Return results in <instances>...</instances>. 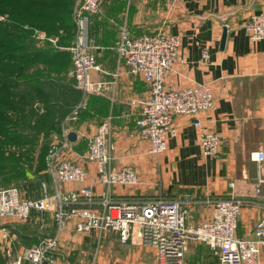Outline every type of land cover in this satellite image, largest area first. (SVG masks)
Segmentation results:
<instances>
[{
  "label": "crops",
  "instance_id": "1",
  "mask_svg": "<svg viewBox=\"0 0 264 264\" xmlns=\"http://www.w3.org/2000/svg\"><path fill=\"white\" fill-rule=\"evenodd\" d=\"M260 13L264 14V0H103L99 13L89 19L88 31L97 44L103 42L95 47V62L107 74L117 75L92 72L90 77L108 84V89L85 99L72 85L78 91L75 106L80 102L84 106L77 120L67 125L69 132L76 135L70 143L69 160L83 169L85 182L66 183L57 189L66 195L86 186L94 195L91 202L66 205L65 210L84 207L99 211L103 200L139 204L155 198L176 200L187 193L195 203L186 223L196 226L210 219L211 206L203 203L205 199L234 197L242 202L234 237L254 238V226L264 216V161L258 167L251 158L259 150L264 152V41L250 42L242 25ZM122 25L134 37L159 30L176 36L179 49L173 71L165 81L166 88L205 85L212 93L213 110L172 118L176 135L167 140L161 155L149 154L148 143L136 135L134 120L140 103L149 94L141 78L127 74L115 61L111 46ZM108 117L114 144L110 167H131L140 181L137 186L115 185L106 191L97 180L95 164L79 158L97 125ZM195 121L217 136L216 156L202 155L199 132L192 125ZM46 178L50 197L52 186ZM44 195L39 192L36 199ZM75 222L68 220L57 233L53 211H31L24 221L0 220V228L6 230L13 255L57 234L53 252L56 264H155L151 247L121 243L117 233L111 231L78 234ZM184 255L186 264H218L202 243H190ZM257 259L264 264V247Z\"/></svg>",
  "mask_w": 264,
  "mask_h": 264
},
{
  "label": "built area",
  "instance_id": "2",
  "mask_svg": "<svg viewBox=\"0 0 264 264\" xmlns=\"http://www.w3.org/2000/svg\"><path fill=\"white\" fill-rule=\"evenodd\" d=\"M103 0H74L71 18L75 38L70 47L71 67L67 76L74 81V87L85 99L87 95H102L108 84L94 81L90 74L97 72L109 76L95 62V47H90L88 39L89 19L99 13ZM250 42L264 41V14H256L242 25ZM112 50L115 61L125 68L127 74L138 76L146 84L149 97L140 103L139 113L134 120L136 135L148 143V153L161 155L167 148V140L175 137L176 129L172 118L177 115L194 116L199 112L214 109L212 93L205 85L172 90L166 88L167 76L173 71L179 49L176 36L168 35L161 30L153 34L131 36L124 25L118 28ZM40 39H46L40 34ZM55 43L54 39H47ZM206 57V55H203ZM80 102L59 123L58 130L49 136V150L44 159L45 173L54 185L50 197L46 194L42 199L28 200L22 198L18 189L0 190V219L27 220L31 211L55 213L57 233L64 224L72 219L76 222L75 232L78 234L95 231L98 234L106 231L117 233L121 243H137L143 247H151L155 256V264H186L185 252L190 243L204 244L218 264H259V251L264 247V216L255 224L253 239L234 237L242 202L234 197L226 200L210 201L204 204L211 206L210 219L196 226L186 223V218L193 209L195 201L191 195L184 193L176 200L161 198L149 199L139 204L126 202L111 203L103 200L99 211L88 208L64 211L66 205L89 203L94 193L90 187L82 186L77 191L61 194L58 186L66 183L82 185L85 182L83 169L64 157L70 149L67 140V125L77 120ZM193 127L198 129V145L205 157L217 154L218 138L201 128L198 121ZM110 118L103 119L96 132L86 144L87 151L79 157L95 164L97 180L108 191L115 185L132 187L140 184L131 167L123 166L112 169V153ZM252 160L260 166L264 161V152L259 150L251 155ZM260 183V182H259ZM259 193V189L255 190ZM2 253L6 264H56L53 252L57 247V234L40 239L35 245L23 248L18 255H13L7 244L8 239L3 230Z\"/></svg>",
  "mask_w": 264,
  "mask_h": 264
},
{
  "label": "trees",
  "instance_id": "3",
  "mask_svg": "<svg viewBox=\"0 0 264 264\" xmlns=\"http://www.w3.org/2000/svg\"><path fill=\"white\" fill-rule=\"evenodd\" d=\"M73 1L0 0V15L10 19L8 24L0 21V187L16 185L28 200L39 196L41 180L47 183L42 172L48 136L58 130L77 100L78 91L57 80L71 67L70 54L62 47H67L74 35ZM22 26L46 32L56 40V46L35 47ZM63 87L69 91L70 101L60 111L61 97L56 93ZM35 104L42 105L43 115L37 116ZM40 134L45 142H39ZM27 171L39 179L30 182ZM0 264H5L1 257Z\"/></svg>",
  "mask_w": 264,
  "mask_h": 264
},
{
  "label": "rangeland",
  "instance_id": "4",
  "mask_svg": "<svg viewBox=\"0 0 264 264\" xmlns=\"http://www.w3.org/2000/svg\"><path fill=\"white\" fill-rule=\"evenodd\" d=\"M9 17L7 16V15H5V14H1L0 15V21L1 22H3V23H9ZM22 30H24V31H26V32H28V33H30V39L33 41V43H34V45H35V47H37V48H42V47H46L47 45L48 46H51V47H55L56 46V40L54 39V38H52V37H50L46 32H43V31H41L40 29H37V28H34V27H31V26H22ZM74 31V30H73ZM40 34H44L45 35V40L44 39H40ZM48 38H51V39H54L55 40V43H51V42H49L47 39ZM74 38H75V31H74V35H73V38H72V40H71V42H70V44L67 46V47H63V49L64 48H66V49H64V50H68V52H69V54H70V64H71V53H70V47H71V45H72V43H73V41H74ZM88 39H89V41H90V44H89V46L90 47H96V46H101V45H99V43L101 44H103V42L102 41H99V43L97 44L96 42H95V40L93 39V38H91V34L90 35H88ZM107 46H110V45H106V47ZM68 71V70H67ZM70 79V78H69ZM57 80H59V83H60V85H63V84H65L67 87H71V85H73L74 84V81L72 80V81H70V80H68V76H67V72H66V75H63L62 77L61 76H59V78H57ZM77 90V89H76ZM60 92V93H59ZM56 94H60V101L61 102H59V107H60V111H63V109L65 108V106H66V104L70 101V97L68 96L69 95V91H65L64 90V87H63V89H62V91H58ZM57 96H59V95H57ZM34 108H35V110H36V113H37V116H41V115H43L44 114V108L42 107V105L41 104H35L34 106H33ZM59 115V113L57 114V116ZM65 117V116H64ZM34 120V119H33ZM60 120H62L61 119V117H59V118H57V120H56V122H60ZM58 123H57V125H58ZM49 135V134H48ZM50 136V135H49ZM49 136H48V141H49ZM42 140H44V142H45V138L44 137H42V134H40V137H39V142H42ZM47 140H46V142H47ZM49 144V143H48ZM87 151V149L85 150V152ZM84 152V153H85ZM71 155H72V152H71V150H68V151H66L65 152V154H64V157H66V158H68V160H69V156L71 157ZM81 160V159H80ZM70 161V160H69ZM72 162V161H71ZM73 163V162H72ZM75 164V163H74ZM46 170V169H45ZM40 172V171H39ZM43 174L45 173V171H43L42 172ZM46 174V173H45ZM44 174V175H45ZM47 175H45V177H46ZM48 177V176H47ZM26 178H28V180L30 181V182H36L39 178H36V176L34 175V173H33V171H27L26 172ZM50 179V178H49ZM41 182V188H40V193L41 194H46L47 195V193H48V187H49V185H48V183H46V182H42V180L40 181ZM50 184H51V186H52V192L51 193H53L54 192V185H53V183H52V181H51V179H50V182H49ZM8 188H15V189H18V191H19V193H20V195L22 196V198H24L23 196V193H22V191H21V189L18 187V186H16V185H9V186H1L0 187V190L1 189H8ZM52 195V194H51ZM48 196V195H47ZM49 197V196H48ZM37 198V197H36ZM35 198V199H36ZM25 199V198H24ZM30 200H32V199H30ZM79 209H81V208H79ZM63 210L64 211H67V210H65V208H63ZM73 210H77V209H73ZM73 210H68L69 212H71L72 213V211ZM2 219H6V218H2ZM2 219H0L1 221H2ZM72 219V218H71ZM18 221V220H17ZM0 229H2V230H0V233L2 232L3 233V230H4V232L6 233V230L2 227V228H0ZM2 233H1V235H0V250L1 249H3V243H4V237H3V235H2ZM0 257H1V259L2 260H4V256H3V253H1L0 252ZM5 261V264H6V260H4Z\"/></svg>",
  "mask_w": 264,
  "mask_h": 264
},
{
  "label": "water",
  "instance_id": "5",
  "mask_svg": "<svg viewBox=\"0 0 264 264\" xmlns=\"http://www.w3.org/2000/svg\"><path fill=\"white\" fill-rule=\"evenodd\" d=\"M225 34H226V29L224 28L223 32H222V36H221V40H220V43H221V48L224 46V37H225ZM76 139V135L73 133V132H70L68 133L67 135V140L72 143L74 142Z\"/></svg>",
  "mask_w": 264,
  "mask_h": 264
}]
</instances>
